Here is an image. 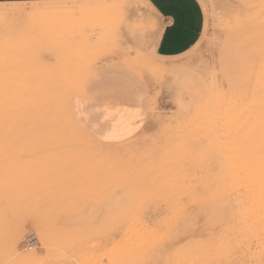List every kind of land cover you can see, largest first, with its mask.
<instances>
[{
	"label": "rangeland",
	"instance_id": "obj_1",
	"mask_svg": "<svg viewBox=\"0 0 264 264\" xmlns=\"http://www.w3.org/2000/svg\"><path fill=\"white\" fill-rule=\"evenodd\" d=\"M196 1L189 43V0H0V264H264V0ZM103 67L149 94L114 144L70 106ZM34 90L60 95L56 121L10 139Z\"/></svg>",
	"mask_w": 264,
	"mask_h": 264
},
{
	"label": "crops",
	"instance_id": "obj_2",
	"mask_svg": "<svg viewBox=\"0 0 264 264\" xmlns=\"http://www.w3.org/2000/svg\"><path fill=\"white\" fill-rule=\"evenodd\" d=\"M163 13L165 22L158 49L170 55L180 47L173 41L178 32L177 22L171 12ZM202 21L197 1L189 0V43L196 39ZM254 93L252 91L251 97ZM71 110L79 129L95 141L103 144L126 141L142 132L148 122L149 94L144 86V75L100 68L75 89ZM239 110H246V106Z\"/></svg>",
	"mask_w": 264,
	"mask_h": 264
},
{
	"label": "bare ground",
	"instance_id": "obj_3",
	"mask_svg": "<svg viewBox=\"0 0 264 264\" xmlns=\"http://www.w3.org/2000/svg\"><path fill=\"white\" fill-rule=\"evenodd\" d=\"M38 41H40V40H38ZM45 49V48H44ZM32 63H33V61H32ZM28 65V64H27ZM44 66V65H43ZM63 67V66H62ZM68 73V72H67ZM33 76H34V73H33ZM31 77H32V75H31ZM33 80V79H32ZM43 80V79H42ZM20 81V80H19ZM48 81V80H47ZM44 82V81H43ZM23 83H24V81H23ZM41 83V82H40ZM49 83V82H48ZM38 85V84H37ZM45 86H47L46 84H45ZM23 87V85H21V88ZM28 87V86H27ZM52 87V86H51ZM45 88V87H44ZM46 89V88H45ZM51 89V88H50ZM44 90V89H43ZM22 93H24V92H22ZM25 94V95H24ZM23 95H24V97L22 96V94H21V98H22V101H21V99H19L18 98V94H17V92H16V106H15V108L16 107H19L18 108V110L20 111V106L21 105H19L18 103V101H20V102H22V110H21V116H22V119L20 118V114L18 113L19 111H17L16 113L15 112H13L14 110L13 109H11L12 108V104H10V112L12 111V113H11V115L13 114V113H15L14 115L16 116V115H18V118H17V122L19 121V120H21V122H18L19 123V125H18V123L16 124V119H15V116H14V127H13V129H12V133H11V130L9 131L10 133H11V136H10V139L12 138V139H16V136L18 137H22V135L20 134V135H17L18 133H17V130H19V127H23V130H24V134L29 138V139H32V138H35L37 135H36V132H35V135H34V133H32L33 131H37L36 130V128H37V126H38V124H40L39 126H38V131L40 132V130H41V126H46V127H48V123H51V121H56V117H55V112L56 111H54L55 110V108L54 107H57V104L56 103H58V100L60 99V95L57 93V92H55V91H41V90H39V91H36V90H34V91H31V92H28V93H24ZM70 101H71V99H70ZM9 103V102H8ZM10 103H12V102H10ZM15 103V102H14ZM14 103H13V106H14ZM21 104V103H20ZM7 105V104H6ZM56 105V106H55ZM8 106V105H7ZM71 106V105H70ZM9 107V106H8ZM14 108V107H13ZM3 110H7V109H4L3 108ZM15 110H17V108L15 109ZM9 110H7V112H8ZM6 112V111H5ZM5 112H4V114H5ZM6 112V114H9V113H7ZM8 116V115H7ZM6 116V117H7ZM9 117H11V116H9ZM8 117V118H9ZM17 117V116H16ZM20 118V119H19ZM63 118H64V116H63ZM62 119V118H61ZM8 120V119H7ZM10 120V119H9ZM61 121V120H60ZM62 121H63V125H66V124H64L66 121L65 120H63L62 119ZM62 121H61V123H62ZM65 121V122H64ZM37 123V124H36ZM16 124V125H15ZM19 126V127H18ZM17 127H18V129H17ZM40 128V129H39ZM11 129V128H10ZM22 128H20V130H21ZM46 130V129H45ZM4 132V131H3ZM2 132V133H3ZM39 132L37 133V134H39ZM2 133L0 134V136L2 137L3 135H2ZM8 134V133H7ZM7 136V135H6ZM8 137V136H7ZM18 137V138H19ZM3 138V137H2ZM5 138V137H4ZM9 138V137H8ZM17 138V139H18ZM23 139H25L24 138V135H23V137H22ZM6 139V138H5ZM17 206V205H16Z\"/></svg>",
	"mask_w": 264,
	"mask_h": 264
}]
</instances>
